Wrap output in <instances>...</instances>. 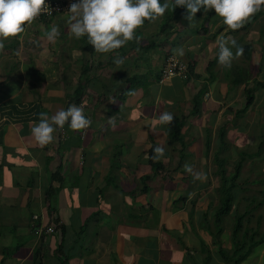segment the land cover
Returning <instances> with one entry per match:
<instances>
[{
  "label": "crops",
  "instance_id": "1",
  "mask_svg": "<svg viewBox=\"0 0 264 264\" xmlns=\"http://www.w3.org/2000/svg\"><path fill=\"white\" fill-rule=\"evenodd\" d=\"M184 17L162 37L160 29L142 26L136 39L109 54L88 52L84 38L70 36L67 13L35 20L5 41L0 49V264H230L234 224L224 229L223 223L219 234L212 218L219 203L213 155L222 130L232 137L244 127L242 136L247 135L249 111L242 112L243 90L238 98L229 97L236 85L231 69L221 70L226 84L221 83L216 40L223 33L244 46L247 32H225L220 20L215 31L204 34L199 32L203 17L198 26ZM53 25L60 35L50 42L46 34ZM179 47L187 74L161 83L164 62ZM117 58L124 59L120 67ZM80 83L85 90L76 102ZM199 83L208 88L200 112L193 114L194 98L204 89ZM72 104L91 119L88 130L73 132L65 125L52 143L39 146L30 124L39 123L41 112L51 117ZM165 111L185 118L182 153L181 144L169 143V125L158 123ZM157 145L165 157L154 161ZM185 163L206 178L194 180ZM34 222L41 228L56 224L58 232L39 237ZM260 246L241 264H264Z\"/></svg>",
  "mask_w": 264,
  "mask_h": 264
},
{
  "label": "clouds",
  "instance_id": "2",
  "mask_svg": "<svg viewBox=\"0 0 264 264\" xmlns=\"http://www.w3.org/2000/svg\"><path fill=\"white\" fill-rule=\"evenodd\" d=\"M262 6L264 0H170V3L163 4L160 0H77L70 5L67 23L69 35L77 40L87 37L88 44L99 55L113 53L136 39L135 33L145 21L154 22L163 17L170 7L172 11L177 7L186 8L184 18L190 26L196 21V15L201 9L204 12L214 10L225 26L224 31L234 32L241 29L257 12L264 10ZM47 7V0H0V49L4 47L5 41L24 33L25 26L32 24ZM59 35V28L53 25L46 38L54 42ZM216 44L218 66L222 68L230 69L233 62L244 55L243 46L231 36L226 37L222 33L217 37ZM173 53L171 61L185 54L182 47L174 49ZM114 63L120 67L124 59L117 58ZM114 118L109 119L110 124ZM173 120V114L165 111L159 115L158 123L170 125ZM91 124L83 107L72 104L67 110H59L51 117L46 112L39 113V123L34 126L30 124V128L35 142L44 147L53 142L54 133L63 131L65 125L73 132H78L88 129ZM153 151L154 161L165 157L162 146L157 145ZM184 171L193 175L194 180L206 178L202 172L194 173L192 165L188 163H185Z\"/></svg>",
  "mask_w": 264,
  "mask_h": 264
},
{
  "label": "trees",
  "instance_id": "3",
  "mask_svg": "<svg viewBox=\"0 0 264 264\" xmlns=\"http://www.w3.org/2000/svg\"><path fill=\"white\" fill-rule=\"evenodd\" d=\"M161 4L166 3L167 0H160ZM264 6H262L263 8ZM171 10V9H170ZM187 14V9L183 7H177L174 11H170L168 17L164 20L163 24L160 27V33L159 37H162L163 30L168 28H173L172 26H176L181 18ZM264 15V11L261 10L257 12L253 17L250 18L248 22L244 24V26L234 31V33H246L249 31L255 24V22ZM214 10H210L208 12H204L203 9L200 10V12L197 13V17H203L202 24L199 28L200 33L207 34L209 31V23L210 21L216 17ZM45 20V19H43ZM149 21H145L144 25L149 24ZM225 26L221 28V30H224ZM233 32V31H231ZM83 44L88 50V52L94 53V49L88 44L87 37H83ZM156 44V42H154ZM244 55L243 59L244 62L247 64V62H250L253 58V52H254V45L252 43H246L244 46ZM170 55V54H169ZM259 64H260V75H264V52L261 53L258 56ZM237 71L236 76V84L240 85L243 84V95L246 98V107L242 110V112L246 113L249 111L251 107L254 106L256 101V91L258 88H264V82L255 80L253 81L254 85H252L249 82V71L247 68H244L243 66H239L237 68H233L230 75L232 73L234 74ZM213 76V75H212ZM199 77V76H198ZM160 80V79H159ZM256 83V84H255ZM208 85H204L203 91H200L194 98V107H193V114H197L200 112V105H201V95L202 93L207 90ZM85 90V86L80 83L78 87L75 90V101L79 102L83 93ZM184 121L185 118L183 116H174L173 122L169 125L167 129V135L169 139L170 145H174L175 143L181 144V146L184 148V135L182 133V129L184 127ZM219 138V145H216V148L214 149V162L216 165V175L219 177V187L217 189L218 197H219V203L217 208L215 209L212 218L214 220L215 225L219 229V234H222L223 231V223H224V217L228 216L232 212H235V222H234V228L232 232V239L235 244L234 246V252L233 256L228 259V262L230 264H241L244 260H246L253 252L254 250L264 244V234L260 232L259 228H249L246 226L245 222L248 221L250 223L254 212V205L259 206L263 203H259L256 205L255 201H252L250 203L249 208H246V211L241 212L240 207V200H239V192H242V186L239 182L243 167L245 164V161L247 159V153L242 152L240 154L239 160L233 163L232 166H229L228 160L224 157V154L226 153L228 149V144L225 141L226 138V131L225 129L222 130L218 134ZM211 143V136L208 140V147L207 150L211 151L213 150ZM252 156V155H250ZM158 166V165H157ZM233 168V172L229 171V168ZM208 215H206V219ZM63 264H66L65 262Z\"/></svg>",
  "mask_w": 264,
  "mask_h": 264
},
{
  "label": "rangeland",
  "instance_id": "4",
  "mask_svg": "<svg viewBox=\"0 0 264 264\" xmlns=\"http://www.w3.org/2000/svg\"><path fill=\"white\" fill-rule=\"evenodd\" d=\"M167 2L170 3V0H167ZM170 9L171 7L169 8V10L166 11L163 17L155 20L154 22H150L149 25H147L148 28H150L151 30L160 29L165 18L168 17L169 12L171 11ZM220 20L221 19L219 17L217 16L214 17L209 23V28L212 31H215L214 30L215 25ZM201 21H202L201 18L197 19L195 21L197 23L195 26L200 25ZM177 28L178 26L176 27V29ZM75 43L77 44V40H75ZM247 43H252L254 45L252 60L250 62H247L246 64L242 57L241 59L233 62L235 63L233 68H237L239 66H243L244 68H247L249 71V75H248L249 82L252 85H254L253 81L255 82V80L264 82V75H260V64L258 59V56L264 52V15L255 22L254 26L249 31H247ZM222 69L223 68L220 69L219 77L223 81L221 83L226 84L224 72L223 73L221 72ZM230 69L231 70L228 71L231 73L232 68ZM236 76H237V71L234 74L232 73V75H230V77L233 78L234 80H236ZM194 79H195V75L191 76V81H194ZM198 85L201 86V83H199ZM203 86L204 85H202L201 88L200 87L199 88L202 89ZM234 88L235 89L231 91L229 94V97L232 99L239 97L240 90H243L244 86H242V84L240 85L236 84L234 85ZM255 95H256L255 104L253 107L249 109V112L247 113V135L242 136L246 132L244 127L241 128L240 132L238 133L239 135L235 133L231 137V135L228 134L226 137L228 149L224 154V157L228 161H230L233 165L234 162L239 160L240 154L242 152L248 154L239 180L243 189L242 192H239L240 193L238 197L240 200L239 209L241 212L246 211V208L252 207L250 206V203L252 201H255L256 205H258L259 203H263L262 205L256 207L254 205V210L256 209V211L254 212V215L250 223L246 221L245 224L249 228H259L260 232L264 234V88H258ZM203 101L204 99H202V103ZM236 107L239 108L240 104L236 105ZM217 136L218 134L216 135V137ZM212 142L213 139L211 133V143ZM182 151L184 152L186 151V149L185 148L182 149L181 147L179 153H182ZM232 170L233 168L230 167L229 171L233 172ZM234 217H235V212H232L228 216L224 217V225H225V227L223 226L224 229H227L228 226L229 227L233 226L235 222ZM224 236L227 235L224 233ZM262 247L264 248V246ZM257 251L259 250L256 249L255 252Z\"/></svg>",
  "mask_w": 264,
  "mask_h": 264
},
{
  "label": "built area",
  "instance_id": "5",
  "mask_svg": "<svg viewBox=\"0 0 264 264\" xmlns=\"http://www.w3.org/2000/svg\"><path fill=\"white\" fill-rule=\"evenodd\" d=\"M77 2V0H47V10L43 12L36 20H43L52 18L53 16L60 15L70 11V5ZM173 54L167 56L164 65L161 70V83L174 78V77H183L187 73V63L180 57H177L176 61H171L170 57ZM88 129L84 130L86 132ZM39 217L35 216L34 220H38ZM33 231L39 237H43L44 233L46 234H55L57 233V225L53 224L46 228L37 227L34 222L32 225Z\"/></svg>",
  "mask_w": 264,
  "mask_h": 264
}]
</instances>
